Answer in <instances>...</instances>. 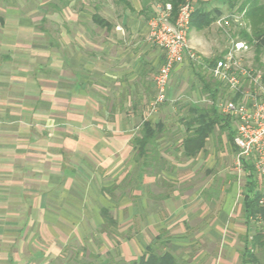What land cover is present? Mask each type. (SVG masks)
<instances>
[{"label": "crops", "instance_id": "0c3cea01", "mask_svg": "<svg viewBox=\"0 0 264 264\" xmlns=\"http://www.w3.org/2000/svg\"><path fill=\"white\" fill-rule=\"evenodd\" d=\"M127 1L110 29L75 17L45 49L30 28L2 36L0 264H60L68 251L107 264L149 250L181 264H264V218L246 215L232 122H216L202 149L190 141L222 88L213 102L203 68L177 65L150 112L163 61L147 39L154 3ZM145 123L155 135L140 153Z\"/></svg>", "mask_w": 264, "mask_h": 264}, {"label": "built area", "instance_id": "2783aa9c", "mask_svg": "<svg viewBox=\"0 0 264 264\" xmlns=\"http://www.w3.org/2000/svg\"><path fill=\"white\" fill-rule=\"evenodd\" d=\"M193 11V6L186 2L173 15L171 3H154V15L147 22V39L163 51V61L153 78L155 97L150 103V112H155L167 101L169 79L175 66L188 62L203 68L222 86L224 95L216 102V109L230 118L234 127L232 141L237 149L234 170L241 175L250 164L264 188L262 76L242 63V53L247 48L243 42H232L222 56L209 65L189 44ZM243 15L244 12L239 14L240 19ZM227 20L228 17H221L215 23L222 28ZM258 203L264 207V195Z\"/></svg>", "mask_w": 264, "mask_h": 264}, {"label": "rangeland", "instance_id": "374dc122", "mask_svg": "<svg viewBox=\"0 0 264 264\" xmlns=\"http://www.w3.org/2000/svg\"><path fill=\"white\" fill-rule=\"evenodd\" d=\"M138 1L143 5L156 2V0ZM240 3L241 0L236 2L233 8H229L226 0L206 2V10L217 8L222 12V17H228L227 25L224 24L221 28L216 23H212L202 31L192 30L189 34V44L206 61L221 57L232 42H243L247 48L242 53V63L264 76V48L259 49L257 54V49L253 45L240 41V35H238L241 27H245L249 34L253 33L251 22L239 17ZM259 4L264 5V0H260ZM126 10L117 0H0V41L3 34L19 30L21 27L30 28L37 33L34 42L43 45L45 49V45H49L51 32L54 29H65L67 26L73 27L72 19L75 17L84 26L95 28L97 26L92 23L91 17L96 14L108 21L112 27L120 22L121 13ZM204 72L208 77L207 72L205 70ZM84 259H78L77 251H68L60 264H97L93 259Z\"/></svg>", "mask_w": 264, "mask_h": 264}, {"label": "trees", "instance_id": "16d2710c", "mask_svg": "<svg viewBox=\"0 0 264 264\" xmlns=\"http://www.w3.org/2000/svg\"><path fill=\"white\" fill-rule=\"evenodd\" d=\"M153 1V0H151ZM210 0H156V2L153 1V3H171L173 7V15L177 13L178 7L181 4H184L188 2L190 5L193 6L194 11L191 15V21H190V31H202L206 28H208L212 23H215L218 19L222 17V12L219 9H213V10H206L205 4ZM228 2V7L233 8L235 6V3L240 0H226ZM260 0H241L240 6L238 8V13H243V19L248 20L251 22L253 27V33L249 34L245 27H241L238 31V35H240V41H244L246 44L253 45L257 49V54L259 53V49L264 48V5L259 4ZM120 4H123V6L127 10H131V6L128 3L127 0H117ZM242 19V20H243ZM92 23L101 28H107L110 29V23L103 18L99 17L98 15L94 14L91 17ZM220 58V57H219ZM219 58H215L212 60H207L206 62L209 65H213L216 60ZM205 80L203 82L205 92H208L210 96V99L214 102L217 98L218 88H222L221 84L218 82H215L212 80V78L208 75L205 76ZM263 82H264V76H262ZM214 90V91H213ZM213 91V93H212ZM210 113H208L210 118H206V113H202L201 117L202 120L199 124L201 126L197 129L195 132L194 139H190V141L195 142L197 149H202L204 142L208 135L212 132V129L214 127V124L216 122H231V119L228 117L223 116L221 113L216 111L215 107L212 106L209 110ZM215 119V121H213ZM207 121L209 123L207 124ZM155 130L151 129V126L149 123H145L143 126V132L141 135V138L138 140V146H139V152L141 153L144 151L145 146L147 145L148 141H150L152 138H154ZM233 139V136L231 135V140ZM189 144V143H188ZM188 145H186L187 147ZM249 171L248 173V182L246 184L247 191L245 192L244 196V205H245V211L246 215L248 217H253L256 214H260L264 218V208L259 206V199L261 198L262 194L257 190V184L254 170L250 164L246 165V167ZM105 214V212H104ZM107 264H181L179 263L172 254L165 252V253H159L155 250H149L146 252L143 256L140 258L133 260V261H111Z\"/></svg>", "mask_w": 264, "mask_h": 264}]
</instances>
